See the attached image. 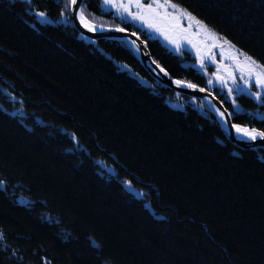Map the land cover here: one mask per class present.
Returning a JSON list of instances; mask_svg holds the SVG:
<instances>
[{
	"label": "trees",
	"instance_id": "16d2710c",
	"mask_svg": "<svg viewBox=\"0 0 264 264\" xmlns=\"http://www.w3.org/2000/svg\"><path fill=\"white\" fill-rule=\"evenodd\" d=\"M173 2L264 64V0ZM66 3L0 0V264H264V149L232 144L128 43L84 37ZM103 4L84 0L93 24L135 32L174 79L264 131L256 87L212 88L190 51Z\"/></svg>",
	"mask_w": 264,
	"mask_h": 264
},
{
	"label": "snow or ice",
	"instance_id": "6c2138e0",
	"mask_svg": "<svg viewBox=\"0 0 264 264\" xmlns=\"http://www.w3.org/2000/svg\"><path fill=\"white\" fill-rule=\"evenodd\" d=\"M103 2L105 4L114 5L118 9H121L122 12L127 13V15L130 16L132 20L140 21L141 26L147 25L148 28H151L156 32H160L162 35H164L166 40L175 45L176 49L181 47V40L187 39V36L183 34L188 33L190 29L196 27L197 32L194 33V35H203L205 37V41H202V43H206L207 40L212 41L210 45L206 44L208 53H211L212 48L219 47L222 50L221 55H223L224 45H228L229 49L234 50V54L231 56V59L236 62V67H238L241 71L240 79L243 80V82L249 87L256 85L259 86V88L264 89V64H260L251 56L243 53L242 50L235 49V46L232 45L230 41H227L218 34L214 33L205 24H203L202 21L194 17L191 12L181 7L179 4L173 2V0H148L147 3H145L144 0H126V2L125 0H103ZM76 5L77 0H67L64 8L69 9ZM133 7L136 9L135 11L132 10ZM36 14L42 18L47 17L46 11H40ZM79 19L84 27L88 28L90 31L96 30V25H94L87 18L83 8L79 9ZM184 20L188 22L187 27H184L182 24V21ZM115 30L119 32L126 31V29L120 27H117ZM132 35L135 36L136 33L133 32ZM125 43H127L126 39ZM188 43L191 44L193 42L188 40ZM132 45H135L134 51L139 53V45H136L135 41H131V44L128 46L131 47ZM193 47H196V45L193 44ZM211 58L214 60V55ZM200 65L201 68L205 67L203 56H201ZM160 70L164 71L163 68ZM245 73L247 78H245ZM165 74L167 73L165 72ZM229 75L232 80L235 81L236 77L232 75V73H229ZM217 79L223 80L222 77H217ZM208 83L211 84L212 81L209 80ZM175 84L178 86L183 85L193 89H196L197 87L195 84L186 83L181 80H176ZM199 91L203 92L205 89L200 88ZM240 91H244V89H240ZM228 92L231 93L232 89L229 88ZM251 95L256 100L264 103V100H261L262 93L260 91L251 93ZM233 104H235V100H233ZM210 107L212 106L210 105ZM215 111L219 113L221 118H224V122L226 123L227 118L225 117V111H220L219 108H216ZM231 115L232 113H228L229 117ZM233 127L236 128L237 132L243 133L244 136L250 137L251 140H255L257 136L264 139V131L257 132L255 129L250 131L249 129L241 128L239 125H233ZM3 239V233H0V241Z\"/></svg>",
	"mask_w": 264,
	"mask_h": 264
},
{
	"label": "water",
	"instance_id": "95a60500",
	"mask_svg": "<svg viewBox=\"0 0 264 264\" xmlns=\"http://www.w3.org/2000/svg\"><path fill=\"white\" fill-rule=\"evenodd\" d=\"M84 0H77V5L71 7V19L73 21L75 29L81 33L84 37L89 39L90 41H99L103 39L109 40H117L125 42L130 45L131 41H135L136 45H139V53L134 51L135 45H132L131 48L136 53L138 58L140 59L143 67L149 72L151 77L161 84L169 87L173 91L182 94L187 97L195 98L204 101L206 104L212 106L210 107L213 111L214 115L219 120L221 126L223 127L224 132L226 133L228 139L232 144L237 146L242 150H252V149H264V139L256 138L255 140H251L250 138H245L238 135L236 128L233 127L235 125L233 123L232 116H228V109L225 104L212 92L206 90L201 92L199 91L200 87H196V89L186 87L183 85L178 86L175 84L176 79H174L166 70L161 71L162 67H158V64L153 60L151 52L149 50L148 44L143 38L139 35L133 36L131 31L126 30L125 32L116 31V28L104 27L96 25L95 31H90L88 28L84 27V25L80 22L79 19V9L82 8ZM95 25V24H94ZM165 72L167 74H165ZM216 108H219L220 111H225V117L227 118V122H224V118L219 116V113L215 111ZM252 130V129H251ZM259 132V131H257ZM93 246H95L93 244Z\"/></svg>",
	"mask_w": 264,
	"mask_h": 264
},
{
	"label": "rangeland",
	"instance_id": "374dc122",
	"mask_svg": "<svg viewBox=\"0 0 264 264\" xmlns=\"http://www.w3.org/2000/svg\"><path fill=\"white\" fill-rule=\"evenodd\" d=\"M22 1H29V0H22ZM144 2L147 3L148 0H144ZM103 6L107 11L112 10L117 16L145 29L151 35V37L161 39L163 44H165L172 51L178 52L179 49L181 48H185L188 51H190L193 54V56L196 57V60H197L196 67L198 68L200 72L206 73L204 71L208 70V68L213 69L214 76H213L212 83L210 84L212 88L218 86L227 91L229 88H231L232 92L229 94L233 95V94L242 92L240 91V89H244L245 92L246 91L249 92V91H252L253 88L256 87L255 92L260 91L262 93L261 100H264V89H261L259 88V86H256V85L249 87L247 84L243 82V80L240 79L241 71L238 67H236V62L231 59V56L234 54V50L229 49V46L224 45L223 55H221L222 50L219 47L212 48L211 53H208L206 44L210 45L212 41L207 40L206 43H202V41H205V37L203 35H194V33L197 32V29H196L193 32H188L187 34H185L187 36V39L181 40V47L179 49H176L175 45L170 43L168 40H166L164 35H162L160 32H156L153 29L148 28L147 25L141 26L140 21L132 20L131 17L128 16L127 13H123L121 9H118L117 7L111 4L104 3ZM132 10L135 11L136 10L135 7H133ZM37 18L42 23H52V21L48 17L42 18L37 15ZM188 40H191L193 43L191 44L188 43ZM193 44H195L196 47H193ZM198 49H199V52H198ZM213 55L215 57L214 60L211 58ZM201 56L204 57V61H205L204 68H201V65H200ZM229 73H232V75L236 77L235 81L232 80ZM217 77H222L223 80L217 79ZM245 78H247L246 73H245ZM206 105L208 108H210L208 104ZM128 189L137 196L142 195L141 193H138L137 191L131 189L129 186H128Z\"/></svg>",
	"mask_w": 264,
	"mask_h": 264
},
{
	"label": "bare ground",
	"instance_id": "6f19581e",
	"mask_svg": "<svg viewBox=\"0 0 264 264\" xmlns=\"http://www.w3.org/2000/svg\"><path fill=\"white\" fill-rule=\"evenodd\" d=\"M241 128H245V127H241ZM246 129H249V128H246ZM249 130L251 131V129H249ZM238 135H239V136H242V137H245V138H250V137H248V136H244L243 133H239V132H238ZM257 138H259V136H257Z\"/></svg>",
	"mask_w": 264,
	"mask_h": 264
}]
</instances>
